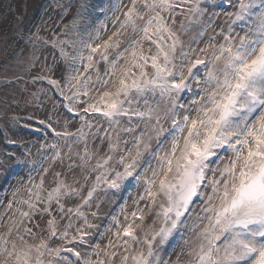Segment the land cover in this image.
Returning <instances> with one entry per match:
<instances>
[{"label":"snow or ice","instance_id":"snow-or-ice-1","mask_svg":"<svg viewBox=\"0 0 264 264\" xmlns=\"http://www.w3.org/2000/svg\"><path fill=\"white\" fill-rule=\"evenodd\" d=\"M99 12L29 37L48 138L0 161L28 166L0 202V264H264V0Z\"/></svg>","mask_w":264,"mask_h":264},{"label":"rangeland","instance_id":"rangeland-1","mask_svg":"<svg viewBox=\"0 0 264 264\" xmlns=\"http://www.w3.org/2000/svg\"><path fill=\"white\" fill-rule=\"evenodd\" d=\"M105 3L106 0H0V161L8 162L9 156L35 159L41 143L48 138L40 121L47 119L51 103L43 99L37 101L32 95L46 85L30 83L33 44L29 37L38 29L40 35L53 28L61 32L66 26L67 30L75 31L73 20L78 22L79 28L92 23L93 17H96L95 23H99L103 20L99 9ZM49 35L55 33L49 32ZM37 55L41 60L46 56L49 63L52 61L50 49ZM27 180L28 166L22 163H13L9 170L0 168V202L6 203L12 191ZM133 194L134 189L129 188L108 199H118L122 204L124 198ZM110 210H118V205Z\"/></svg>","mask_w":264,"mask_h":264}]
</instances>
